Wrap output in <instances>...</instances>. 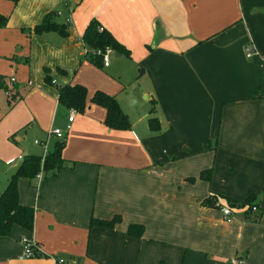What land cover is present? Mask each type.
Segmentation results:
<instances>
[{"label":"crops","instance_id":"0c3cea01","mask_svg":"<svg viewBox=\"0 0 264 264\" xmlns=\"http://www.w3.org/2000/svg\"><path fill=\"white\" fill-rule=\"evenodd\" d=\"M0 14V193L19 156L60 142L66 161L52 176L18 179L33 226L0 236V264H264V191L254 222L221 196L200 205L264 185V0H0ZM45 15L66 35L37 34ZM93 20L124 49L107 66L84 58ZM67 83L85 87L82 111L58 101ZM96 91L115 98L128 129L103 123ZM53 129L61 136L46 150L34 143ZM116 214L113 227H90Z\"/></svg>","mask_w":264,"mask_h":264},{"label":"trees","instance_id":"16d2710c","mask_svg":"<svg viewBox=\"0 0 264 264\" xmlns=\"http://www.w3.org/2000/svg\"><path fill=\"white\" fill-rule=\"evenodd\" d=\"M16 2L17 0H10ZM7 17L0 14V28L6 26ZM95 20L90 21L83 32V42L89 53L84 56L91 60L94 64L102 66L99 56L90 53L94 49L111 48L116 52H123L124 49L112 35L105 29H101ZM34 31L38 33L56 31L62 36L66 35L64 25L57 24L52 21L49 15H45L42 21L34 26ZM127 53V52H126ZM8 89V88H6ZM86 89L79 84H64L58 89V101L68 108H74L77 111L84 109ZM91 101L105 110V117L103 123L112 129L125 130L130 127V122L126 115L120 109L117 101L113 96L107 95L101 91H96L91 97ZM150 129L152 131L158 130V123L156 119L149 118ZM63 145L60 142H55L52 151L45 156L42 155H26L22 157L21 163L17 166L14 173H12L7 181L6 186L0 193V236H7L10 234L11 228L17 225L25 230L31 231L33 226L34 210L30 206L21 205L18 202L17 181L21 177L28 180L35 178L36 174L41 172L45 176H52L59 169L63 168L65 160L62 158ZM73 165L72 162H69ZM211 176L210 169L202 170L199 173V178L209 181ZM264 191V185L261 190L249 193L242 201L234 200L230 197L210 194L201 201V207L208 208L216 206V196L224 198L230 207L242 208L249 221H257L259 219V211L256 206V198H258ZM255 210H252V207ZM120 222L119 215H113L110 219H93L90 220L91 226L113 227ZM143 227L141 225L130 224L127 227V234L134 237H141ZM34 253L36 251L33 249Z\"/></svg>","mask_w":264,"mask_h":264},{"label":"built area","instance_id":"2783aa9c","mask_svg":"<svg viewBox=\"0 0 264 264\" xmlns=\"http://www.w3.org/2000/svg\"><path fill=\"white\" fill-rule=\"evenodd\" d=\"M102 28H99V30H101ZM112 52L113 50L111 48H105V49H94L92 50L90 53H92L93 55L95 56H99L100 59H101V63H102V66H107L108 63H109V59H110V56L112 55ZM89 53V50L85 47V50H84V54H88ZM252 54V50L250 48H247L246 49V53H245V56L246 57H249L250 55ZM15 82V78L14 77H11L9 79V83L10 84H13ZM9 93H12V90L11 89H6V94L9 95ZM74 114H75V111H71L70 112V115L68 117V121L71 122L73 117H74ZM67 128H70V125H67ZM51 136H61V133L59 131V129H53L51 131L48 132L47 134V137L45 139V141H43L42 143L38 140H35L34 143L36 144H41L44 148V150H46V145H47V140L49 139V137ZM44 156V155H43ZM19 160L22 159L21 156L18 157ZM41 177V172H39L38 174H36L35 178L36 179H39ZM221 211V215H222V220L226 223L230 222L231 219H232V216H231V208L228 207V206H222L220 207L219 209ZM252 210H255V207L253 206L252 207ZM35 253L33 251V246L32 244H26V249H25V256L26 257H31L33 256ZM235 264H240L239 260L236 258L234 260H232ZM61 263V261H60Z\"/></svg>","mask_w":264,"mask_h":264},{"label":"rangeland","instance_id":"374dc122","mask_svg":"<svg viewBox=\"0 0 264 264\" xmlns=\"http://www.w3.org/2000/svg\"><path fill=\"white\" fill-rule=\"evenodd\" d=\"M112 59H113V58H112ZM110 60H111V59H110ZM123 74H124V75H129V74H128V71H127V73L123 72Z\"/></svg>","mask_w":264,"mask_h":264},{"label":"water","instance_id":"95a60500","mask_svg":"<svg viewBox=\"0 0 264 264\" xmlns=\"http://www.w3.org/2000/svg\"><path fill=\"white\" fill-rule=\"evenodd\" d=\"M115 55H116V56H118V54H117V53H116Z\"/></svg>","mask_w":264,"mask_h":264}]
</instances>
